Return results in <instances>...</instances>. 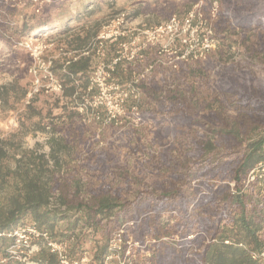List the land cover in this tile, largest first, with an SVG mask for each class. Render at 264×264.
<instances>
[{
    "label": "trees",
    "instance_id": "obj_1",
    "mask_svg": "<svg viewBox=\"0 0 264 264\" xmlns=\"http://www.w3.org/2000/svg\"><path fill=\"white\" fill-rule=\"evenodd\" d=\"M213 28L222 45L237 35L247 63L257 65L264 53V0H220ZM73 59L64 66L53 62L63 84L60 108L79 98L76 82L84 89L89 84V57ZM222 62L205 97L193 85L150 97L167 110L150 115L158 133L174 143L160 151L159 188L136 186L109 150H83L84 131L75 126L74 112L56 117L70 121L65 129L52 121L36 129L49 128L48 153L15 148L14 134L0 138V256H10L12 233L30 223L51 242H67L72 260L85 253L87 236L100 233L92 259L102 264L112 233L123 227L126 242L129 236L142 246L146 238L153 241L141 264H264L252 258L264 248V194L256 184L245 185L250 170L264 162V77L233 59ZM15 87L0 86L2 105ZM26 112L49 118L30 103ZM117 179L120 187H111ZM171 212L178 213L172 224L160 220ZM33 261L59 264L46 242Z\"/></svg>",
    "mask_w": 264,
    "mask_h": 264
},
{
    "label": "rangeland",
    "instance_id": "obj_2",
    "mask_svg": "<svg viewBox=\"0 0 264 264\" xmlns=\"http://www.w3.org/2000/svg\"><path fill=\"white\" fill-rule=\"evenodd\" d=\"M206 1L0 0V86L16 85L8 104L0 103V138L14 134L15 148L19 145L38 153H48L46 142L50 130L45 128V132H41L36 129L51 121L65 129L64 125L70 121L56 117L74 112L77 113L73 118L75 126L84 131L83 143L80 144L83 150L100 152L107 149L113 153L112 162L128 169V175L135 180L136 186L159 188L163 183L162 173L155 167H160V151L168 152L174 143L170 137L163 138L161 132L158 133L157 121L150 115L156 111L167 114V110L161 109L159 103L150 97L163 96L165 88L184 90L190 85L205 97L213 86V69L220 68L219 61L228 59L264 77V53L257 65L248 64L246 53L235 42L237 35H228V46L217 40L213 20L218 14L220 0L212 20V0H208V4ZM200 2V10L210 22L215 46L204 60L180 59L177 69H172L166 63L181 56L179 46L168 43L165 34H161L164 40H155L156 30L173 15L181 17ZM102 32H117L119 35L100 46L97 39ZM78 56L89 57V81L93 77L96 82L102 78L97 69L103 66L107 69L117 58L119 61L114 71L106 78V87L111 88L102 95L95 83L91 90L89 84L84 89L78 81L74 97L79 98L74 105H80L77 108L73 104L66 109L60 108L61 100L58 99L63 97V84L52 70L53 62L58 61L64 66ZM45 70L51 71L52 80L44 77ZM56 84L60 85V91L56 90ZM125 93L127 97H123ZM29 103L49 118H30L26 112ZM162 121L165 125L170 124L168 119ZM118 167L114 168L117 173L120 171ZM94 176L98 177L97 174ZM117 184H121L120 179L110 185L120 187ZM177 217L178 213H163L160 220L172 224ZM31 229L32 225L27 223L12 233L15 245L10 248L9 257L0 256V264H37L33 256L44 240L34 236ZM131 238L129 236L127 240L132 243L129 254H121L114 264H141L151 255L149 245L153 241L146 238L145 246H142ZM170 239L175 240L176 237ZM85 240L87 243L82 256L92 259L100 233L92 238L87 236ZM93 261L98 264V261Z\"/></svg>",
    "mask_w": 264,
    "mask_h": 264
},
{
    "label": "built area",
    "instance_id": "obj_3",
    "mask_svg": "<svg viewBox=\"0 0 264 264\" xmlns=\"http://www.w3.org/2000/svg\"><path fill=\"white\" fill-rule=\"evenodd\" d=\"M201 2L199 4H195L192 9H190L185 15L181 17H177L173 15L170 17L166 24L159 27L156 30V39L160 38L164 40L161 34H165V38L168 39V43H176L179 46L178 52L180 53V57L170 59L166 64L168 67L172 69H177L178 67V60H204L207 53L211 48L215 46V40L213 38V31L210 25V22L206 17H204L202 11L200 10ZM218 11V0H212L211 2V16L210 20L215 18ZM160 34V35H159ZM119 34L117 32L114 33H107L102 32L98 36V45H102L106 42V40L117 38ZM73 60H76L75 58ZM119 60L117 58L114 59L112 65L104 69L98 68L97 73L102 76L101 79L98 78L96 82L93 77H91L89 81V88H93L94 83L95 86L101 91L102 95L106 94L108 88L106 84L107 79L109 78L110 72L114 71V67ZM69 62H66V65ZM46 78L52 80V73L50 70H45ZM36 74L35 71H33ZM38 82V79H36ZM57 91L61 90L60 85H55ZM100 93V92H99ZM123 97H127V93L123 95ZM256 184L261 192L264 194V162H260L256 164L249 172L245 185L249 184ZM126 226H133V223H128ZM15 232V231H14ZM31 232L34 236L39 237L46 242L47 247L50 249V252L57 256L59 264H95V262L84 255L78 259H71L67 253V243H55L51 242L47 233H40L38 232L33 226ZM123 227L116 230L109 241L108 251L109 254L104 258V264H114V260H119L120 255L124 254L127 256L131 249L132 243L124 241L123 238ZM7 236H10L8 234ZM137 244V243H134ZM253 259H264V248L259 252L252 253Z\"/></svg>",
    "mask_w": 264,
    "mask_h": 264
}]
</instances>
